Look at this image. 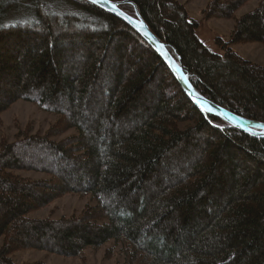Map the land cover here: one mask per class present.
I'll list each match as a JSON object with an SVG mask.
<instances>
[{
	"label": "trees",
	"instance_id": "16d2710c",
	"mask_svg": "<svg viewBox=\"0 0 264 264\" xmlns=\"http://www.w3.org/2000/svg\"><path fill=\"white\" fill-rule=\"evenodd\" d=\"M110 1L137 11L196 93L264 123V67L231 49L264 44V0L235 19L249 0H207L204 20L234 19L222 54L177 0ZM19 100L58 118L0 143V264L29 249L83 259L111 240L117 264H264V139L200 111L118 18L85 0H0V115ZM67 194L96 203L27 218Z\"/></svg>",
	"mask_w": 264,
	"mask_h": 264
},
{
	"label": "rangeland",
	"instance_id": "374dc122",
	"mask_svg": "<svg viewBox=\"0 0 264 264\" xmlns=\"http://www.w3.org/2000/svg\"><path fill=\"white\" fill-rule=\"evenodd\" d=\"M185 8L188 16L199 21L196 29L197 38L213 53L222 54V49L215 43L216 38L228 41L234 26V19L252 11L261 0H249L241 6L234 14V19L204 20L202 11L207 0H177ZM231 49L243 59L264 67V44L244 43L235 44ZM58 116L41 110L36 104L19 100L13 103L0 115V143L1 141L12 142L19 131L28 129L30 133L44 134L48 128L57 120ZM77 130L69 129L54 140L76 135ZM15 174L32 180L47 179L44 173L33 171H16ZM95 199L91 196L79 197L67 194L57 198L49 205L31 211L27 214L29 219H43L50 217L58 219L78 214L86 205H95ZM2 239H0V247ZM84 258L62 257L38 250H20L11 254L15 264H117L121 263L123 256L121 245L111 240L98 248H89L83 254Z\"/></svg>",
	"mask_w": 264,
	"mask_h": 264
},
{
	"label": "water",
	"instance_id": "95a60500",
	"mask_svg": "<svg viewBox=\"0 0 264 264\" xmlns=\"http://www.w3.org/2000/svg\"><path fill=\"white\" fill-rule=\"evenodd\" d=\"M92 3V0H85ZM94 4V3H93ZM98 7L109 12L120 21L134 30L150 47H152L156 53L165 62L170 69L176 80L180 83L183 91L193 104L203 113L212 114L232 127L248 135L264 139V123L246 120L242 117L236 116L230 111L215 105L202 95L196 93L188 82L186 75L184 74L181 66L176 62L172 56L166 50L165 45L160 42L156 36L149 30L144 21L140 18L137 11L135 15H130L119 9L118 4L107 0L106 3H96ZM122 14V15H121Z\"/></svg>",
	"mask_w": 264,
	"mask_h": 264
},
{
	"label": "snow or ice",
	"instance_id": "6c2138e0",
	"mask_svg": "<svg viewBox=\"0 0 264 264\" xmlns=\"http://www.w3.org/2000/svg\"><path fill=\"white\" fill-rule=\"evenodd\" d=\"M106 2H107V0H92V3H94V4H96V3H106Z\"/></svg>",
	"mask_w": 264,
	"mask_h": 264
},
{
	"label": "bare ground",
	"instance_id": "6f19581e",
	"mask_svg": "<svg viewBox=\"0 0 264 264\" xmlns=\"http://www.w3.org/2000/svg\"><path fill=\"white\" fill-rule=\"evenodd\" d=\"M91 3V2H90ZM93 4V3H92ZM95 5V4H94ZM97 6V5H96ZM187 78V77H186ZM176 79V78H175ZM188 80V79H187ZM178 82V81H177ZM189 82V81H188ZM179 83V82H178ZM180 84V83H179ZM181 86V85H180ZM192 87V86H191ZM182 88V87H181ZM183 90V89H182Z\"/></svg>",
	"mask_w": 264,
	"mask_h": 264
}]
</instances>
